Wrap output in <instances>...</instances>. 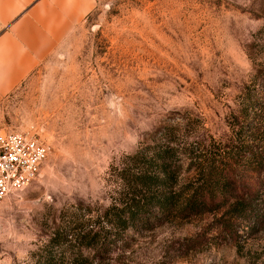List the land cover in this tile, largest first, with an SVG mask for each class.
<instances>
[{
    "label": "rangeland",
    "instance_id": "rangeland-1",
    "mask_svg": "<svg viewBox=\"0 0 264 264\" xmlns=\"http://www.w3.org/2000/svg\"><path fill=\"white\" fill-rule=\"evenodd\" d=\"M263 27L264 0L97 1L0 100V129L48 146L38 178L0 201V264H41L59 214L106 207L115 170L168 121L196 117L200 137L233 141L241 94L264 69ZM218 215L129 229L111 264H264V225L234 237Z\"/></svg>",
    "mask_w": 264,
    "mask_h": 264
},
{
    "label": "trees",
    "instance_id": "trees-1",
    "mask_svg": "<svg viewBox=\"0 0 264 264\" xmlns=\"http://www.w3.org/2000/svg\"><path fill=\"white\" fill-rule=\"evenodd\" d=\"M257 50L264 53V27ZM234 138L200 137L199 118H174L152 143L127 155L115 170L106 207L83 202L65 208L34 255L41 264H111L129 229L149 230L171 218L218 212L231 236L264 225V69L240 98ZM186 114V113H185ZM185 177V175H189Z\"/></svg>",
    "mask_w": 264,
    "mask_h": 264
},
{
    "label": "crops",
    "instance_id": "crops-1",
    "mask_svg": "<svg viewBox=\"0 0 264 264\" xmlns=\"http://www.w3.org/2000/svg\"><path fill=\"white\" fill-rule=\"evenodd\" d=\"M99 0H0V100L17 88Z\"/></svg>",
    "mask_w": 264,
    "mask_h": 264
},
{
    "label": "built area",
    "instance_id": "built-area-1",
    "mask_svg": "<svg viewBox=\"0 0 264 264\" xmlns=\"http://www.w3.org/2000/svg\"><path fill=\"white\" fill-rule=\"evenodd\" d=\"M47 154V144L35 135L0 129V201L37 179Z\"/></svg>",
    "mask_w": 264,
    "mask_h": 264
}]
</instances>
